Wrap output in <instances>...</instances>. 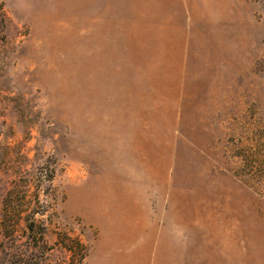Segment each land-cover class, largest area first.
<instances>
[{
  "label": "rangeland",
  "instance_id": "rangeland-1",
  "mask_svg": "<svg viewBox=\"0 0 264 264\" xmlns=\"http://www.w3.org/2000/svg\"><path fill=\"white\" fill-rule=\"evenodd\" d=\"M148 209L131 264H264V0H0V264H82L94 215Z\"/></svg>",
  "mask_w": 264,
  "mask_h": 264
},
{
  "label": "crops",
  "instance_id": "crops-1",
  "mask_svg": "<svg viewBox=\"0 0 264 264\" xmlns=\"http://www.w3.org/2000/svg\"><path fill=\"white\" fill-rule=\"evenodd\" d=\"M148 204V202H147ZM149 205V204H148ZM153 210L133 214H119L108 211L107 214L94 215L93 221L98 225L99 233L82 264H121V257L128 259L131 264L133 254V239L131 232L118 237L117 229L131 231L135 226L140 231H155V217ZM141 239V238H140ZM142 240V239H141ZM150 240L149 236L146 238ZM152 247L155 245V236L152 233ZM147 254L145 253V258Z\"/></svg>",
  "mask_w": 264,
  "mask_h": 264
},
{
  "label": "trees",
  "instance_id": "trees-1",
  "mask_svg": "<svg viewBox=\"0 0 264 264\" xmlns=\"http://www.w3.org/2000/svg\"><path fill=\"white\" fill-rule=\"evenodd\" d=\"M19 197V192L16 186H13L7 190L3 198V223L6 225L7 221V225L11 227L12 225L19 224L22 220H24L26 231H28L29 236H31V238L36 243H38L45 237L46 223L40 218L36 217L37 210L31 206L30 199L23 198L24 202L20 203L18 200ZM19 205H24L25 208L21 209L24 206ZM23 211H25V213ZM39 213H43V211H40ZM78 243L81 246L83 245L80 241ZM87 253L88 250H83L80 254L79 260L82 261Z\"/></svg>",
  "mask_w": 264,
  "mask_h": 264
}]
</instances>
